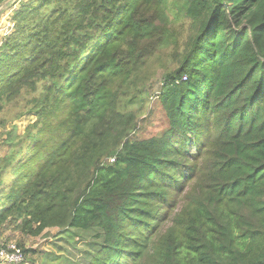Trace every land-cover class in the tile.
<instances>
[{
	"label": "trees",
	"instance_id": "1",
	"mask_svg": "<svg viewBox=\"0 0 264 264\" xmlns=\"http://www.w3.org/2000/svg\"><path fill=\"white\" fill-rule=\"evenodd\" d=\"M17 2L0 111L41 90L5 132L0 251L23 264L6 233L56 227L96 231L87 264H264V0ZM183 30L167 127L132 136L143 69Z\"/></svg>",
	"mask_w": 264,
	"mask_h": 264
},
{
	"label": "rangeland",
	"instance_id": "2",
	"mask_svg": "<svg viewBox=\"0 0 264 264\" xmlns=\"http://www.w3.org/2000/svg\"><path fill=\"white\" fill-rule=\"evenodd\" d=\"M17 4L18 2L10 4L0 11V16L8 12V16L5 17L6 21L4 20L6 22L5 29L10 25L5 36L6 39L16 29L12 10H16L14 9V5ZM180 24L177 23L176 26ZM183 24L185 27L188 26V22ZM185 36L186 30H183L178 36L177 46H173L170 43L159 51L156 56L151 58L143 69L141 76L143 80L138 87L142 91H146L142 94L144 100L140 105L133 104L129 106V109L136 112V127L132 136L148 138L160 134L167 127L166 119L156 101V96L161 87L162 76L165 70H171L178 66V63L174 60V56L182 50ZM40 90L41 88L36 92L30 91L28 94H24L23 98H18L0 111V155L5 150L3 143L6 138L5 132L11 128V125L17 127V133L21 134L28 125L36 122L37 116L35 112L25 113L20 118L17 115L21 108L29 103V99L39 95ZM59 119L60 117L55 116L50 120V123H57ZM39 125H41L40 122ZM7 234H10L8 244L22 242L26 248L34 251V253L27 255L26 261L23 264H87L90 257L96 252L98 241L96 238H93L96 234L94 230H61L56 227L46 229L37 237H25L18 232H7L5 236Z\"/></svg>",
	"mask_w": 264,
	"mask_h": 264
},
{
	"label": "built area",
	"instance_id": "3",
	"mask_svg": "<svg viewBox=\"0 0 264 264\" xmlns=\"http://www.w3.org/2000/svg\"><path fill=\"white\" fill-rule=\"evenodd\" d=\"M183 80L186 77L183 76ZM8 249L10 251H0V264H19L23 261V255L20 250H18L14 245H9Z\"/></svg>",
	"mask_w": 264,
	"mask_h": 264
},
{
	"label": "crops",
	"instance_id": "4",
	"mask_svg": "<svg viewBox=\"0 0 264 264\" xmlns=\"http://www.w3.org/2000/svg\"><path fill=\"white\" fill-rule=\"evenodd\" d=\"M19 4V3H18ZM14 5V9L18 10L20 5ZM18 7V8H17ZM16 10H12V13H14ZM8 16V12H5V14L0 16V48L1 45L3 44V42L6 40L5 36L7 35V31H8V26L7 29L4 28V26L6 25V22H4L5 17ZM6 21V20H5ZM5 23V24H4Z\"/></svg>",
	"mask_w": 264,
	"mask_h": 264
},
{
	"label": "water",
	"instance_id": "5",
	"mask_svg": "<svg viewBox=\"0 0 264 264\" xmlns=\"http://www.w3.org/2000/svg\"><path fill=\"white\" fill-rule=\"evenodd\" d=\"M17 1L18 0H0V11Z\"/></svg>",
	"mask_w": 264,
	"mask_h": 264
}]
</instances>
